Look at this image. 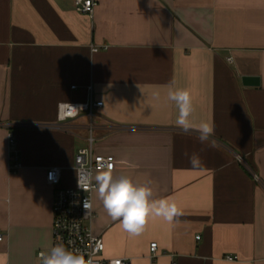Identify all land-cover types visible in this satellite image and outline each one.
Instances as JSON below:
<instances>
[{
    "label": "crops",
    "instance_id": "obj_1",
    "mask_svg": "<svg viewBox=\"0 0 264 264\" xmlns=\"http://www.w3.org/2000/svg\"><path fill=\"white\" fill-rule=\"evenodd\" d=\"M95 2L90 17L74 0H0V256L33 264L51 247L55 189L46 172L59 166L62 185H73L88 136L85 117L58 123L57 105L86 101L91 85L103 102L94 137L105 143L95 151L114 156V176L149 186L153 199L174 200L183 213L171 224L149 219L132 236L95 192L102 257L264 264V0ZM173 82L192 96V123L214 125L215 146L176 126L178 108L166 98ZM9 124H19L15 171ZM193 152L200 170L185 155Z\"/></svg>",
    "mask_w": 264,
    "mask_h": 264
},
{
    "label": "built area",
    "instance_id": "obj_2",
    "mask_svg": "<svg viewBox=\"0 0 264 264\" xmlns=\"http://www.w3.org/2000/svg\"><path fill=\"white\" fill-rule=\"evenodd\" d=\"M75 9L78 12L93 16L95 0H74ZM96 50V49H95ZM73 89L76 86H72ZM88 99L83 102L62 101L57 105V121L58 123L70 125L72 122L81 117L86 118L84 127L88 132L87 145L77 150L74 161V184L70 186L62 185V168L59 166H50L47 169L45 181L55 189V199L53 203V220H52V245L62 242L69 249L79 250L84 253L95 252L97 264H131L127 258H110L102 257L104 251V240L100 235L93 232V220L97 216L92 208V211L85 215L83 207L84 202H91L93 205L94 197V180L93 187L84 191L80 187L81 184L89 183V173L93 176L96 172L107 170L111 166L115 168V159L113 155H103L95 151L96 138L94 130L96 129L95 119L98 116L96 109L103 106L102 101L95 100L93 97L92 86H88ZM61 105H64L61 107ZM10 129L7 132V143L13 148L10 155V168L16 170L20 163L17 150L15 149V134L14 127L19 124H9ZM113 129L118 126L112 125ZM241 159V158H239ZM242 161V159H241ZM79 174V175H78ZM4 235L0 232V241H3ZM199 239V236H197ZM157 243L150 244L151 257H156ZM37 253L38 258L40 253ZM228 260H233L232 256H227Z\"/></svg>",
    "mask_w": 264,
    "mask_h": 264
},
{
    "label": "clouds",
    "instance_id": "obj_3",
    "mask_svg": "<svg viewBox=\"0 0 264 264\" xmlns=\"http://www.w3.org/2000/svg\"><path fill=\"white\" fill-rule=\"evenodd\" d=\"M154 96L159 99V93ZM166 98L178 108V117L175 123L183 134L189 135L195 131L200 144L215 146L216 142L212 139L215 134L214 125L207 122L194 125L190 120L194 106L189 90L178 89L173 82L168 86ZM63 106L61 105V107ZM133 131L135 130L133 129ZM185 155L194 170L202 168L203 161L198 153H185ZM93 180L94 190L102 201L107 215L112 221L119 222L122 229L132 236L141 235L149 219L162 218L171 224L183 215L174 200L153 199V191L149 186L138 184L126 175L114 176L111 166L107 170L96 172L94 176L89 173V183L82 185L80 178L78 183L84 191H87L93 187ZM83 207L85 215H88L92 211L93 205L91 202H84ZM95 255V252L84 253L69 249L58 241L47 251L41 252L39 259L40 264H97ZM0 264H6V256H0Z\"/></svg>",
    "mask_w": 264,
    "mask_h": 264
},
{
    "label": "water",
    "instance_id": "obj_4",
    "mask_svg": "<svg viewBox=\"0 0 264 264\" xmlns=\"http://www.w3.org/2000/svg\"><path fill=\"white\" fill-rule=\"evenodd\" d=\"M242 80L245 85H258L259 84V78L255 76H244Z\"/></svg>",
    "mask_w": 264,
    "mask_h": 264
},
{
    "label": "rangeland",
    "instance_id": "obj_5",
    "mask_svg": "<svg viewBox=\"0 0 264 264\" xmlns=\"http://www.w3.org/2000/svg\"><path fill=\"white\" fill-rule=\"evenodd\" d=\"M94 136H95V133H94ZM104 143H105L104 141L101 142V141H97V140H96L95 145H96V146H97V145L100 146L101 144L103 145ZM33 264H40V259L38 258L37 255L35 256V261L33 262Z\"/></svg>",
    "mask_w": 264,
    "mask_h": 264
}]
</instances>
